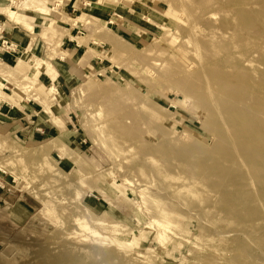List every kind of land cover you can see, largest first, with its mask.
Returning a JSON list of instances; mask_svg holds the SVG:
<instances>
[{
	"label": "rangeland",
	"instance_id": "1",
	"mask_svg": "<svg viewBox=\"0 0 264 264\" xmlns=\"http://www.w3.org/2000/svg\"><path fill=\"white\" fill-rule=\"evenodd\" d=\"M27 1L0 0V41L34 25L8 68L38 85L8 93L60 127L0 131V264H264V0ZM68 35L93 61L66 84Z\"/></svg>",
	"mask_w": 264,
	"mask_h": 264
},
{
	"label": "crops",
	"instance_id": "2",
	"mask_svg": "<svg viewBox=\"0 0 264 264\" xmlns=\"http://www.w3.org/2000/svg\"><path fill=\"white\" fill-rule=\"evenodd\" d=\"M81 2H83L84 6H87V7L92 6V2L88 0H81ZM3 8L5 7L0 8V11L2 13H4L2 11ZM72 11L73 12L76 11V8L72 9ZM115 16L121 18L117 14H115ZM20 28L23 31H25V33H22L21 31H16L15 29L12 28L10 30V35H8L5 38H2L0 41L2 42L3 39L9 40L10 42H12L18 47V51L16 53L18 52L22 53L21 58L19 59L18 56L15 55V53L7 52L0 44V62H2L3 64V65L2 64L0 65V78L2 80L0 81V84H3V85L6 84V87L2 91H1V86H0V131L5 132L6 130V134L13 131V134L17 135L20 139L23 136L26 137L25 132L27 129H30L29 135H28L29 139L43 138V136L53 137L54 135L52 134L53 127L58 129V127L60 126L55 123V120L51 116H50L51 120H49V122L51 123V126L48 125L47 123H45L44 126H41L40 123H36L34 124V126H30L31 123L33 124V122L27 124L26 118L27 116L34 117V115L38 114L35 109L36 107L30 106L29 104L28 106H26L24 103H22V100H18L17 98H15V96L8 93V90H9L8 85L10 87L17 88V90L19 91L24 90V89L27 91L28 89H35L34 87H37L38 85L37 75H35V77H29L27 75L21 76V77H25L27 83H30V82L33 83L27 87L26 86L24 87L23 85H19L16 82L12 81V79L16 76V73L13 70H10L8 67H11L10 65L16 63V60H18L19 62L24 56H26V54H28V58L30 61H32L31 59L33 57H37L38 55L37 54L38 39L34 38V35H35L34 25H33L32 32H29L22 27ZM68 37H69L70 42H73L76 40L77 44H70L68 45V48L59 51V55L56 56L53 61V63L55 64L53 68L56 71V74H58L59 76H63L65 83L66 81L67 83L70 81L71 79L70 72L73 70L74 67H78L80 69L81 68L87 69L90 67L93 61V58H90V55H91L90 52L92 49L86 46L87 49L83 51L84 54L81 57V59L83 58L82 65L78 66V63L80 64L81 59L77 60L76 57H80V53L82 52L81 48L84 45L78 43L77 37H73L72 35H68ZM64 53H66L67 55H63ZM67 57H70V59H68ZM36 60H37L36 63L38 67H40V65H44V60H41V59H36ZM43 75L45 76V78H49L48 70H45ZM52 88L53 87L51 86L50 89ZM5 90H6V93H5ZM25 101L29 102V100L26 98H25ZM34 101L39 102L41 104L42 106L41 110L42 112H44V104L42 102V99H40L38 96H35L33 102ZM54 141L58 142V140H52L51 142H54ZM65 165L68 166L67 163ZM0 189H2L1 186H0ZM1 193L3 192L0 190V194ZM1 201H3V199L0 195V203Z\"/></svg>",
	"mask_w": 264,
	"mask_h": 264
},
{
	"label": "bare ground",
	"instance_id": "3",
	"mask_svg": "<svg viewBox=\"0 0 264 264\" xmlns=\"http://www.w3.org/2000/svg\"><path fill=\"white\" fill-rule=\"evenodd\" d=\"M102 1V0H101ZM100 1V2H101ZM106 1V0H104ZM103 2V1H102ZM48 4V1L47 0H28L27 2H25L22 7V10L23 11H27V9H30V10H34L38 13H40L41 15H51V12L52 10H50V8L47 6ZM5 11L8 13V15L13 18V22L16 23L17 25H23L24 27H26V25L24 24H21L20 21H16V20H19L20 19V14L19 12L17 11H11L9 10L8 8L5 9ZM6 13V14H7ZM84 25L86 24L88 27L92 28L93 31H103L104 30V27L106 25V23H101V25L103 26L102 28L100 26H96V21L92 20V19H84ZM29 27V26H27ZM107 28V27H106ZM106 38L108 40H112L113 38L111 36H109V34H106ZM21 63H28V56H24L22 59H21ZM196 66V65H195ZM177 69V68H176ZM208 87V86H207ZM53 89V88H52ZM49 88V91L52 90ZM211 92V91H210ZM141 93V92H140ZM211 95L213 96V94L211 93ZM152 92L151 91H147L145 93H143L142 95H139L138 96V101H139V104L140 105H144L146 108H153L155 110H159L158 107H160L157 103L153 102L152 99ZM174 104V103H173ZM172 104V105H173ZM214 109V108H213ZM219 109V108H218ZM49 110V108H48ZM211 110V109H210ZM47 112V111H46ZM220 115V114H219ZM222 120V119H221ZM224 122V121H222ZM253 140V139H252ZM65 154H63L64 156Z\"/></svg>",
	"mask_w": 264,
	"mask_h": 264
},
{
	"label": "built area",
	"instance_id": "4",
	"mask_svg": "<svg viewBox=\"0 0 264 264\" xmlns=\"http://www.w3.org/2000/svg\"><path fill=\"white\" fill-rule=\"evenodd\" d=\"M2 47L7 51V52H11V53H16L18 51V47L13 44L12 42H10L9 40H2Z\"/></svg>",
	"mask_w": 264,
	"mask_h": 264
}]
</instances>
